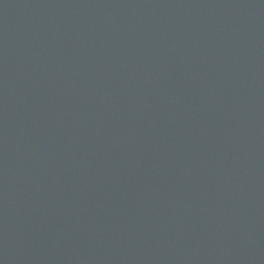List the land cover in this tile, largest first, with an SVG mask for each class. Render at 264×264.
I'll return each mask as SVG.
<instances>
[{
  "label": "water",
  "instance_id": "1",
  "mask_svg": "<svg viewBox=\"0 0 264 264\" xmlns=\"http://www.w3.org/2000/svg\"><path fill=\"white\" fill-rule=\"evenodd\" d=\"M0 264H264V0H0Z\"/></svg>",
  "mask_w": 264,
  "mask_h": 264
}]
</instances>
